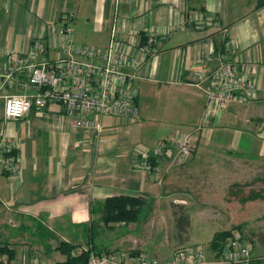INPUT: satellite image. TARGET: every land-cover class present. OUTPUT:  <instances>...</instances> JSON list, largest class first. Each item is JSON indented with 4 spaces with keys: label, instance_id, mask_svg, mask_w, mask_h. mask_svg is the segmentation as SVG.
<instances>
[{
    "label": "crops",
    "instance_id": "obj_1",
    "mask_svg": "<svg viewBox=\"0 0 264 264\" xmlns=\"http://www.w3.org/2000/svg\"><path fill=\"white\" fill-rule=\"evenodd\" d=\"M69 12L74 18L65 22L62 16ZM197 13L211 22L201 27L188 24L187 16ZM65 23L73 27V42L98 49L108 45L113 26L115 39L130 54L136 53L134 35L139 41L147 33L167 35L159 54L138 70L139 121L128 124L104 116L101 137L72 130L56 103L4 121L3 96L15 89L0 91V124L20 163L12 186L9 177L0 173V245L14 252L9 261L1 256V262L59 264L66 259L58 248L61 242L72 250L126 248L163 261L177 244H197L193 239L210 236L214 230L205 226L210 225L209 215L198 217L204 227L197 226L196 231L189 215L187 233L174 241L171 236L177 230L169 234L161 221L151 217L152 209L170 203L156 199L163 184L204 189L197 180L189 187L182 176L174 177L179 171L193 173L204 153L196 152L185 163L171 143L155 180L150 171L137 166L136 152L165 139L160 128L174 121L186 124L188 131L173 130L168 140L191 134L200 125L201 131L192 138L198 135L197 143L201 137L204 144L211 138L220 145L222 156L264 165V4L259 5V0H118L116 5L115 0H0V67L8 53L25 51L36 36L54 44L47 54L54 57L63 41L51 30ZM225 42L231 61L253 82V97L208 115L206 82L197 84L196 73H208L219 64ZM212 133L217 136L211 137ZM182 161L185 164L180 165ZM121 194L146 197L145 215L142 211L136 222L104 224L100 203ZM185 202L184 198L171 201L184 207ZM205 206L210 205L193 207L200 214ZM218 229L215 232L229 228ZM210 240L205 248L209 255L214 253ZM254 253L264 257V252Z\"/></svg>",
    "mask_w": 264,
    "mask_h": 264
},
{
    "label": "built area",
    "instance_id": "obj_2",
    "mask_svg": "<svg viewBox=\"0 0 264 264\" xmlns=\"http://www.w3.org/2000/svg\"><path fill=\"white\" fill-rule=\"evenodd\" d=\"M118 0H115V5ZM74 18V13L62 16L65 22ZM186 22L197 27L211 22V18L197 13L187 16ZM172 30V29H171ZM51 32L63 41L54 57L48 51L53 43L42 37L32 39L25 51L8 53L0 67V91L12 88L3 96L4 121L19 119L31 110H41L49 103H60L72 130L93 132L101 137L104 132L102 118L111 116L123 123L139 119L136 98V80L141 78L138 70L150 57H156L167 35L147 33L143 41L134 35L135 54H130L122 42L115 39L111 27V39L103 49L73 42V27L65 23ZM58 46V45H57ZM226 42L219 64L210 72H197L196 83L206 82L204 87L208 115H216L234 101L246 102L253 97L254 84L244 70L231 61ZM127 67L132 71H127ZM3 123V122H2ZM199 125L191 134L177 139H163L155 145L136 152L135 163L150 171L158 179L159 162L174 143L182 159L187 158L195 146L192 139L199 133ZM13 143L0 124V173L7 175L10 186L19 175V158L14 154ZM87 252L86 264H264V257L257 256L253 247L239 232L224 242L217 253L206 256L202 247L188 244L160 260L146 252L115 248L95 252L89 247H76L73 255Z\"/></svg>",
    "mask_w": 264,
    "mask_h": 264
},
{
    "label": "rangeland",
    "instance_id": "obj_3",
    "mask_svg": "<svg viewBox=\"0 0 264 264\" xmlns=\"http://www.w3.org/2000/svg\"><path fill=\"white\" fill-rule=\"evenodd\" d=\"M57 104L61 105L60 103ZM186 127V124L174 121L163 124L160 128V137L163 136L167 139L173 130L186 132L188 131ZM156 136H158L157 133ZM215 136L217 134L212 133L211 137ZM197 138L198 135H196V143L191 154L185 158L184 162L187 163L196 152H201L204 153L203 159L197 161L200 162V166L189 175L185 170V172H177L174 177L177 179L176 175L182 176L184 182L189 183V187L191 182L197 180L199 187L201 186L204 189L198 192L191 191L186 188V184L185 186L182 184L178 186L170 181L167 182L168 184H163L164 191H161L156 199H160V203L163 201L170 203L166 207L152 209L151 217L154 220L161 221L163 228L167 229L169 234L172 233L171 230H177L176 236H171L174 241L187 233L189 215L191 216L193 231L198 229L197 226L204 225L198 223V217L209 215L210 225L205 226H209L214 231L205 238L193 239L197 243L196 245L202 247L204 251L208 247V242L215 230L240 226L235 228V231L239 232L251 246H254L256 252H264V249H262L264 248V165L255 161L248 164L247 161L244 162V160H239L237 157H224L222 156L224 152H222L217 142L212 143L211 138H207V144H204L202 142L204 138L201 137V140L197 143ZM176 147L177 152L178 148ZM178 158L181 157L178 156ZM184 162H180V165H183ZM180 197L186 200L183 214L188 215V222L183 223V228H177L176 226L174 212L178 213L179 210L173 207L171 203L172 199L178 201L181 199ZM203 202L208 203L210 206L200 208L201 213L199 214L198 208L193 206H198ZM145 212L146 210L143 211L142 216L145 215ZM239 221L244 223L240 224ZM185 244L187 243L177 244L174 250L183 247ZM205 255L210 257L208 253Z\"/></svg>",
    "mask_w": 264,
    "mask_h": 264
},
{
    "label": "trees",
    "instance_id": "obj_4",
    "mask_svg": "<svg viewBox=\"0 0 264 264\" xmlns=\"http://www.w3.org/2000/svg\"><path fill=\"white\" fill-rule=\"evenodd\" d=\"M261 4H264V0H259V5ZM144 39L145 36H141V41ZM146 203L147 199L143 196L121 194L107 197L100 203L101 220L104 224L136 222L145 208ZM172 206L179 210L178 213L174 212L176 226L177 228H183V223L186 224L188 222V215L183 214L184 205L172 203ZM237 227L240 226L215 232L209 243L210 249L214 253H217L221 245L235 232V228ZM58 248L66 254V259L59 264H86L87 252L73 255L71 252L72 246L65 242H61ZM89 249L92 250V248ZM1 256H5L6 261H9L14 257V252L6 248V245H0ZM0 264H3L1 260Z\"/></svg>",
    "mask_w": 264,
    "mask_h": 264
}]
</instances>
